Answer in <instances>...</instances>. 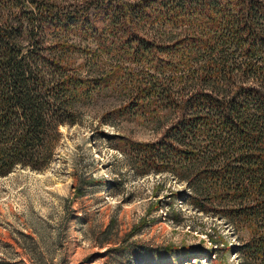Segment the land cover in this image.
<instances>
[{
    "label": "trees",
    "instance_id": "1",
    "mask_svg": "<svg viewBox=\"0 0 264 264\" xmlns=\"http://www.w3.org/2000/svg\"><path fill=\"white\" fill-rule=\"evenodd\" d=\"M110 86L130 96L118 116L176 115L117 146L130 168L184 181L200 211L250 229L241 264H264V0H0V177L49 167L61 128Z\"/></svg>",
    "mask_w": 264,
    "mask_h": 264
},
{
    "label": "rangeland",
    "instance_id": "2",
    "mask_svg": "<svg viewBox=\"0 0 264 264\" xmlns=\"http://www.w3.org/2000/svg\"><path fill=\"white\" fill-rule=\"evenodd\" d=\"M129 97L123 86L97 90L78 107L79 122L61 128L49 167L0 177V264H186V247L204 254L196 264H241L237 246L250 229L200 211L169 172L138 175L117 149L159 139L176 117L162 109L118 116Z\"/></svg>",
    "mask_w": 264,
    "mask_h": 264
}]
</instances>
